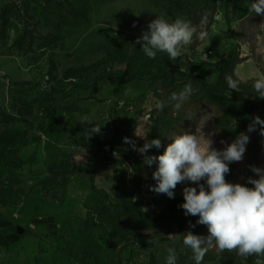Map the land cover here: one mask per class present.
I'll list each match as a JSON object with an SVG mask.
<instances>
[{"label": "rangeland", "instance_id": "1", "mask_svg": "<svg viewBox=\"0 0 264 264\" xmlns=\"http://www.w3.org/2000/svg\"><path fill=\"white\" fill-rule=\"evenodd\" d=\"M17 1L37 32L32 51L10 53L21 28L12 22L0 51V264H166L168 247L177 264H195L183 235L206 236L207 227L179 206L183 188L196 185L178 184L174 198L154 193L156 164H145L124 138L137 148L141 136L159 138L162 146L147 152L158 156L184 131L203 130L219 150L243 132L244 158L229 165L226 180L252 187L247 179L258 177L250 166L264 168L260 126L247 132L254 117L264 120V99L253 89L264 75V16L249 11L253 0H216L214 9L206 0H61V12L42 0ZM156 16L190 21L209 44L194 35L175 61L166 53L148 58L135 41ZM190 82L198 85L177 111L171 94ZM207 93L232 113L201 99ZM94 124L101 133L88 137ZM125 207L171 217L133 229L125 216L115 219ZM256 259L212 248L202 264Z\"/></svg>", "mask_w": 264, "mask_h": 264}, {"label": "clouds", "instance_id": "2", "mask_svg": "<svg viewBox=\"0 0 264 264\" xmlns=\"http://www.w3.org/2000/svg\"><path fill=\"white\" fill-rule=\"evenodd\" d=\"M249 11L264 16V0H253ZM147 29L135 43L141 45L140 50L151 59H155L158 53H166L170 61H175L183 54L182 50L193 43L194 35L201 42H210L207 32L197 34L195 26L181 17L169 20L164 16H156L148 23ZM226 81L229 88L238 89L237 80L228 76ZM253 89L257 97L264 99V75L254 80ZM191 93V84H186L179 93H172L170 99L176 101L174 109L179 111ZM156 108L162 111L164 103L157 102ZM81 123L92 122L84 117ZM257 125L260 126L259 134L264 136V120L259 116L254 117L247 132L255 131ZM102 127L94 124L88 137L100 134ZM141 138L145 139V143L139 148L128 137L124 138V143L143 154L144 163L148 166L156 164V170L152 173L156 183L149 186L151 191L174 198L178 184L191 182L196 185L183 188L184 202L179 206L185 216H196L197 224L207 227L206 236L192 231L183 235V246L191 250L195 264H202L212 248L220 252H235L245 260L256 257L255 264H264V168L250 166V170L258 177L247 179V184L252 187L226 180L230 172L229 165L243 160L249 135L242 132L230 144L221 141L226 146L219 150L203 130L184 131L174 135L158 156H149L147 152L153 147L159 149L161 140L157 138L149 141L146 136ZM82 150L86 154V150ZM166 251V264H177L176 249L168 247Z\"/></svg>", "mask_w": 264, "mask_h": 264}, {"label": "trees", "instance_id": "3", "mask_svg": "<svg viewBox=\"0 0 264 264\" xmlns=\"http://www.w3.org/2000/svg\"><path fill=\"white\" fill-rule=\"evenodd\" d=\"M42 2L50 7L52 10H58L62 11V2L61 0H42ZM205 4L209 5L210 8L214 9L216 6V0H206ZM208 7V6H207ZM208 17V12L206 13ZM64 17L71 16L70 13H63ZM28 17V10L21 7L20 3L17 0H9L2 5H0V38L3 40V45L0 47V51L3 50L4 45L6 44V40L9 37L8 28L12 22L20 23L21 28L19 30V33L13 40V42L10 45V53H26L33 50V39H32V33L33 31L37 32L35 29L30 28V24L27 22ZM27 40V41H26ZM240 62L236 61L232 65V70L234 69V66ZM189 84L196 86L198 85L196 82H190ZM163 85V84H162ZM201 99H205L210 104L215 105V107L218 108L220 112H222L224 115L227 116L230 113H232V110L228 107L225 102H223L219 97L216 95H213L211 93H207L206 96L201 97ZM235 117L238 118L237 114H234ZM256 136L260 139H264V136H261L259 134V130L255 131ZM229 133V132H228ZM125 216V217H124ZM125 218L129 223V226L133 227V229H141L144 227H148L150 225H154L163 218L171 217V215H167L164 212L159 213L155 217H149L146 214H136L135 211L132 209L125 207L123 216L116 217L115 219L119 220L120 218ZM254 257H249L246 261L252 260Z\"/></svg>", "mask_w": 264, "mask_h": 264}, {"label": "water", "instance_id": "4", "mask_svg": "<svg viewBox=\"0 0 264 264\" xmlns=\"http://www.w3.org/2000/svg\"><path fill=\"white\" fill-rule=\"evenodd\" d=\"M21 230H22V229H21L20 227H17V231H18V232H21Z\"/></svg>", "mask_w": 264, "mask_h": 264}]
</instances>
